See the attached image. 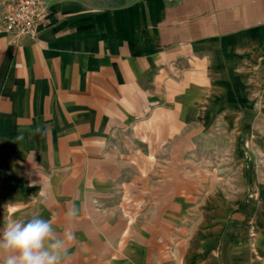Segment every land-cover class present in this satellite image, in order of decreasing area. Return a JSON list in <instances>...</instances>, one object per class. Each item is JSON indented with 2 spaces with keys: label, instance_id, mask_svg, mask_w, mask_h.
<instances>
[{
  "label": "crops",
  "instance_id": "0c3cea01",
  "mask_svg": "<svg viewBox=\"0 0 264 264\" xmlns=\"http://www.w3.org/2000/svg\"><path fill=\"white\" fill-rule=\"evenodd\" d=\"M43 1L34 37L0 30L9 219L71 228L67 264H259L244 227L195 224L177 155L201 105L264 90V0Z\"/></svg>",
  "mask_w": 264,
  "mask_h": 264
},
{
  "label": "rangeland",
  "instance_id": "374dc122",
  "mask_svg": "<svg viewBox=\"0 0 264 264\" xmlns=\"http://www.w3.org/2000/svg\"><path fill=\"white\" fill-rule=\"evenodd\" d=\"M92 1L113 5L122 0ZM245 80L260 81L247 75ZM243 96L244 106L221 108L220 101L212 107L201 105L203 121L187 135L185 151L177 156L179 172L195 187L197 203L191 208V213L196 211L195 224L204 225L205 212L211 209L213 224L244 227L234 237L248 243L245 253L250 262L264 264V90H245ZM209 117L213 121L206 124ZM8 207L1 189L0 231L13 220L7 216Z\"/></svg>",
  "mask_w": 264,
  "mask_h": 264
},
{
  "label": "clouds",
  "instance_id": "9594fccd",
  "mask_svg": "<svg viewBox=\"0 0 264 264\" xmlns=\"http://www.w3.org/2000/svg\"><path fill=\"white\" fill-rule=\"evenodd\" d=\"M78 215L75 205L66 211L70 222ZM73 240L71 228L58 235L51 220L13 219L0 231V258L2 264H67Z\"/></svg>",
  "mask_w": 264,
  "mask_h": 264
},
{
  "label": "built area",
  "instance_id": "2783aa9c",
  "mask_svg": "<svg viewBox=\"0 0 264 264\" xmlns=\"http://www.w3.org/2000/svg\"><path fill=\"white\" fill-rule=\"evenodd\" d=\"M43 11V0H16L6 3L0 10V30L16 38L34 37Z\"/></svg>",
  "mask_w": 264,
  "mask_h": 264
},
{
  "label": "trees",
  "instance_id": "16d2710c",
  "mask_svg": "<svg viewBox=\"0 0 264 264\" xmlns=\"http://www.w3.org/2000/svg\"><path fill=\"white\" fill-rule=\"evenodd\" d=\"M124 2H125V0H122V1H119V2L115 3V5H121V4H123Z\"/></svg>",
  "mask_w": 264,
  "mask_h": 264
}]
</instances>
